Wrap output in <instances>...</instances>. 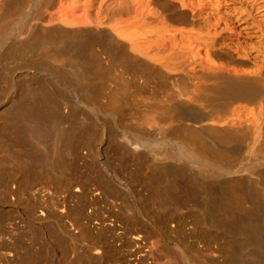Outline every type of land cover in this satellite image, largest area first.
Listing matches in <instances>:
<instances>
[{"label": "bare ground", "instance_id": "1", "mask_svg": "<svg viewBox=\"0 0 264 264\" xmlns=\"http://www.w3.org/2000/svg\"><path fill=\"white\" fill-rule=\"evenodd\" d=\"M0 264H264V0H0Z\"/></svg>", "mask_w": 264, "mask_h": 264}]
</instances>
